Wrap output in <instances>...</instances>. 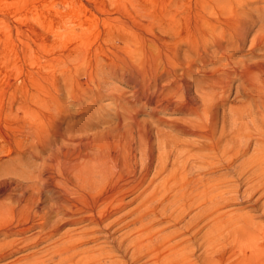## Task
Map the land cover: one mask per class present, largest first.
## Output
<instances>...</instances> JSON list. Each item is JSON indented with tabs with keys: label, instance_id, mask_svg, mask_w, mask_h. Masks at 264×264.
Returning a JSON list of instances; mask_svg holds the SVG:
<instances>
[{
	"label": "rangeland",
	"instance_id": "obj_1",
	"mask_svg": "<svg viewBox=\"0 0 264 264\" xmlns=\"http://www.w3.org/2000/svg\"><path fill=\"white\" fill-rule=\"evenodd\" d=\"M202 21L209 27L220 24L216 31L222 33L218 36L222 41L217 39L218 42L213 44L208 37L204 42L207 44L206 53L199 57L186 40H192ZM262 23L264 0H0V172L10 173L9 178H26L33 174L34 166L41 160L38 162L37 158H32L30 145L25 141V133L30 132L45 139L44 157L49 150L65 142L71 148L80 141L95 145L109 142L112 148L136 152L143 148L142 144H149L152 160L150 163L142 158L138 161V154L139 164L134 167L136 176L146 175L144 187L148 191L145 194H150L153 186L159 184L157 181L166 175L154 179L157 153L165 142L169 144L168 140L175 138L193 149L197 144L207 147L208 141L202 138L177 133L175 124L181 121L190 125L194 121L205 126L208 112L216 113L214 128L206 125L216 140L222 118L226 116L227 124L231 125L233 114L230 107L247 109L255 105L253 96L264 97V89L259 93L255 89L248 91L237 78H232L231 82L225 79L214 65L215 55L224 50L232 57V63L240 67L239 70L243 66L260 67L264 64ZM256 39L261 45L253 46ZM142 67L151 68L153 77H141ZM255 78L264 82V74ZM225 81L228 85L223 84ZM178 82L187 87L188 93H183L198 100L199 118L175 110L177 103L171 104V108L145 105L144 94L151 97L161 92L166 98L175 90L177 92ZM213 82L216 86L212 85ZM218 84L229 88L222 93ZM195 91L217 94L220 105L216 103L213 109L209 107L204 116L203 108L210 105L209 99L201 101ZM175 95L181 97L182 92ZM252 139L255 145L256 139ZM219 145H223V141ZM250 151L233 160L228 167L223 165L224 168L216 167L201 174L202 178L207 181L226 177L234 180L237 166L248 158ZM172 161L170 158L167 171L171 170ZM193 173L188 177L191 181L196 177ZM244 179L242 177L240 182ZM150 180H153L151 184L148 183ZM246 189L245 184H240L235 186L234 194L208 196L202 208L204 213L201 211L202 218L197 215L198 209L190 204L180 222L159 229L158 236L179 232L168 239V244L180 240L187 248L186 264H264V239L256 241L257 252L241 243L244 242L239 229L242 217L252 216L254 223L264 227V190L251 193ZM132 197L127 196L126 202ZM135 204H128L125 211ZM165 208L151 219L166 218L170 210L167 206ZM120 225L112 227L109 232ZM160 226L163 224L156 227ZM84 227L85 223L62 226L59 234L71 228L73 236ZM129 228L117 231L112 240L119 241L120 234ZM103 234L94 233L98 239L82 243L79 249L93 246L92 250H95V247L106 246L102 249L110 259H106L105 264L114 259H118L119 264H148L146 257L136 263L131 261L130 254L121 257L117 250L111 249L113 243ZM204 236H209L211 241Z\"/></svg>",
	"mask_w": 264,
	"mask_h": 264
},
{
	"label": "bare ground",
	"instance_id": "obj_2",
	"mask_svg": "<svg viewBox=\"0 0 264 264\" xmlns=\"http://www.w3.org/2000/svg\"><path fill=\"white\" fill-rule=\"evenodd\" d=\"M219 27L220 24L209 27L202 21L200 26L196 27L192 40H186L187 45H192L196 55L201 57L206 53L207 44L204 42L208 37H211L213 44L218 42L217 39L222 41V38L218 37L221 32L216 31ZM261 27L264 28V23ZM258 43L256 39L253 46L261 45ZM218 54L214 57V65L218 66L216 71L221 73L225 79L231 82L232 78H237L248 91L255 89L259 93L264 89V82L255 78L258 74H264V64L260 67L243 66L239 70L240 67L238 68L236 64L232 63V57L226 55L225 50ZM152 73L151 68L147 67L142 69V76L140 73L135 74L147 79L152 76ZM131 80L130 82L135 79ZM154 80H150V82L156 83ZM179 84L180 86L178 85L179 87L176 88L177 92L175 90L173 95L167 96L168 99L161 92L155 96L153 94L151 97H146L144 94L145 105L149 107L157 104L156 107L169 108L171 104L177 103L178 107L175 110L199 118L198 100L190 98L191 94L188 96L183 93L184 91L188 93L187 87ZM214 84L216 83L213 82L212 85ZM223 84L228 85L226 81ZM223 84L222 87L218 85L222 88V93H225L228 86ZM188 89L190 90V88ZM178 91L182 92L181 97L175 95ZM197 91H195L196 95L198 94L201 101L206 102L209 99L208 104L210 105H204L203 108L204 116L207 115L209 107L213 109L216 103L217 106L220 105L218 102L220 97H217V94ZM253 98L260 100H253L255 103L253 107L247 109L242 106L229 108L233 114V120L231 125H228L226 116L222 118L217 141L213 137L211 129L206 126L214 128L217 123L216 113L208 112L204 127L194 121L193 124L190 121V125L189 122L181 123V121L178 122L179 124H175L177 133L202 138L208 141L207 147L197 144V147L193 149L188 143L175 138L168 140L169 144L165 142L161 146L160 153H157L154 179L156 176L158 179V176L166 175L161 176V181H157L159 184L156 183L157 185L153 186L155 188H152L151 193L149 191L150 194H145L148 191V188L144 187L146 175L136 176L134 167L139 164L140 158L145 159L148 163L152 160V150L148 147L149 142L147 143V141L145 142L148 146L142 144L143 148H139L137 152L129 148H127L129 150L119 147L112 148L109 142L95 145L90 144L92 142L89 141H80L76 145L74 143L72 148L65 142V145L62 143V146L59 145L49 150L50 153L44 157L42 153L46 150L45 139L36 132L25 133L24 138L30 145L32 158L40 159L41 163L35 165L31 172L33 174L26 178L22 176L9 178L10 173L0 172V263L8 261L5 264H105V260L110 259V256L102 249L106 246L102 248L98 246L97 249L95 247V250H92L93 246L91 249H79L81 245L95 242L98 239L94 233L104 232V238L113 243L111 249L117 250L121 257L127 254L132 255L130 256L132 262L136 263L146 257L148 264H186L187 248L180 240L175 244H168V239L176 236L179 232H172L168 236L160 237L158 236L159 229L176 226L189 210L190 204L198 209L197 215L202 218L201 211L208 196H220V193L221 195L234 194L235 186L240 184H245L251 193L264 190V97L255 95ZM252 137L256 139L255 145L252 144V140H254ZM66 140L64 139V141ZM73 140L71 142H74ZM95 140L97 139L95 138ZM220 141H223V145H219ZM33 148L39 149V151L33 150ZM249 151L251 154L248 158L243 159L236 168L235 174L238 179L231 180L226 177L207 181L202 178L201 174L209 173L213 168H221L223 165L228 167L233 160L247 155ZM171 155L173 157H170ZM155 157L157 158V156ZM170 158H173L171 170L167 171L166 166ZM38 162L40 161L38 160ZM192 173L196 176L193 181L188 178ZM242 177L245 179L240 182ZM152 181L150 180L148 183L151 184ZM251 193L248 192V194ZM129 195L133 197L126 202V197ZM133 203H136L134 207L125 211L127 205ZM166 206L170 210L166 218L151 219L164 211ZM242 219L239 229L242 230L243 237L241 236V239H244V242L241 241V243L247 248L256 249L257 252L259 247L255 246V243L264 239V227L254 223L252 216L242 217ZM82 223H85V227L75 233V236H72L71 228L59 234L62 226H77ZM119 224L121 225L117 229L109 232L112 227ZM161 224L163 226L156 227ZM127 228L129 229L120 234L119 239L117 238L119 241L112 240L117 231ZM219 228L221 227L219 226ZM29 234L30 236H28ZM204 237H208V241H211L209 236ZM205 238L202 239L205 241ZM42 245H44L43 248ZM114 260L110 264H119L118 259Z\"/></svg>",
	"mask_w": 264,
	"mask_h": 264
}]
</instances>
